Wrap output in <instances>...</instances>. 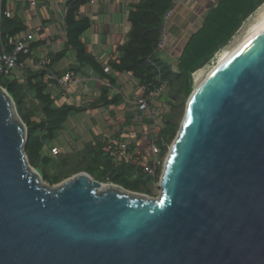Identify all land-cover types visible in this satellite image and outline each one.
<instances>
[{"label":"water","instance_id":"water-1","mask_svg":"<svg viewBox=\"0 0 264 264\" xmlns=\"http://www.w3.org/2000/svg\"><path fill=\"white\" fill-rule=\"evenodd\" d=\"M195 88L153 198L47 183L0 85V264H264V30Z\"/></svg>","mask_w":264,"mask_h":264},{"label":"trees","instance_id":"trees-1","mask_svg":"<svg viewBox=\"0 0 264 264\" xmlns=\"http://www.w3.org/2000/svg\"><path fill=\"white\" fill-rule=\"evenodd\" d=\"M88 1L66 0L67 42L65 49L51 58L54 61L71 49L81 65L90 66L113 83L115 80L98 62L97 57L87 51L83 41V35L92 23L89 17H81L80 8ZM173 1L138 0L133 4L128 16L130 29L126 40L118 47L120 55L108 62L116 72L130 74L146 91L159 88L164 82L168 84L166 95L151 101L152 107L157 110V102L169 104L162 115L159 112L161 121L156 145L162 162L178 134L188 99L194 90L193 74L210 64L215 55L228 45L244 21L264 3V0H218L190 34L174 64L164 59L158 50L165 15L173 6ZM7 2L4 0V10ZM25 30L27 26L17 15L3 16L0 34L5 42L10 36ZM8 50H12V47L9 46ZM27 57V54L20 53L21 60ZM74 69L72 67L70 71ZM25 76L24 82L18 77L0 78V85L15 101L18 114L27 127L25 151L29 162L46 182L54 185L85 171L103 183H113L133 192L155 196L163 165L158 167L155 174H151L137 162L115 163L106 151L107 140L88 143L82 150L75 152L54 155L51 142L64 128L71 113L83 108L74 104L57 106L42 71L29 69ZM109 87L101 86V94L95 104L102 102L115 105L121 101V94L110 96ZM149 123V132L153 136V125Z\"/></svg>","mask_w":264,"mask_h":264},{"label":"crops","instance_id":"crops-1","mask_svg":"<svg viewBox=\"0 0 264 264\" xmlns=\"http://www.w3.org/2000/svg\"><path fill=\"white\" fill-rule=\"evenodd\" d=\"M137 1L89 0L80 8L81 17H89L92 23L83 35L87 51L97 57L98 62L115 80L113 83L90 66L81 65L71 49H68L66 55L52 61V67L58 73H66L72 67L76 73L66 95H61L58 88L49 86L55 104H74L83 108L71 113L64 128L51 142L50 147H57L59 155L82 150L88 143L96 144L111 138L129 139L132 149L136 151L144 134L148 132L149 125L143 122L144 117L149 120L146 111L134 103L135 97L142 93V87L130 74L116 72L108 65L109 60L117 59L120 55L118 47L126 40L130 29L128 16ZM217 1L185 0L177 9V22H184L189 15L198 17L203 14L205 17ZM32 2H36L35 5ZM6 6L9 13L14 10L13 14H9L11 17L17 15L27 26V30L21 33L28 36L30 46L33 47L31 56L35 61L44 57L52 59L51 56L65 49L66 0H8ZM177 22L169 23L168 44L159 52L164 59L174 64L188 37L202 21L193 24L194 28L189 27V32L187 27H179ZM102 85L110 86L111 97L121 94V101L115 105L102 102L95 104V100L100 97Z\"/></svg>","mask_w":264,"mask_h":264},{"label":"built area","instance_id":"built-area-1","mask_svg":"<svg viewBox=\"0 0 264 264\" xmlns=\"http://www.w3.org/2000/svg\"><path fill=\"white\" fill-rule=\"evenodd\" d=\"M185 0H174L173 6L167 11L165 15V24L162 30L161 39L158 45V50H163L168 44V23L172 19L176 10L182 5ZM36 2H32L35 5ZM14 11V10H12ZM4 10V0H0V29L2 27V21L4 15H11L13 12ZM9 15V16H10ZM11 46L12 50H8ZM20 53L30 56L25 60L20 59ZM32 49L30 41L25 33H19L8 38V41H4L0 34V78L7 79L11 77H18L21 81H25L26 72L31 70L42 71L44 73V79L49 83V86L58 88L61 95H66L68 90L75 80L76 73L74 71H68L60 74L52 67V59L48 57L39 58L35 61L32 56ZM169 87L167 83H162L159 88L146 91L142 88V93L135 97L134 103L143 108L152 123L154 130L153 136H151L148 128L146 132V138H148V151L142 152L140 155L135 154V150L131 147V141L129 139H109L107 140L106 151L115 163H121L124 161L137 162L143 169L151 174H155L158 167L163 165L164 162L159 158V149L156 145L158 124L161 121V115L158 110L151 105V101L161 98L166 95ZM54 97V96H53ZM139 150V149H138ZM51 151L54 155H59L60 151L57 147H52Z\"/></svg>","mask_w":264,"mask_h":264},{"label":"rangeland","instance_id":"rangeland-1","mask_svg":"<svg viewBox=\"0 0 264 264\" xmlns=\"http://www.w3.org/2000/svg\"><path fill=\"white\" fill-rule=\"evenodd\" d=\"M263 6H264V3L261 6H259L258 9L254 13H252L244 21V23L242 24L240 29L237 31V33L233 36V38L228 43V45H226L222 50H220L215 55V58L213 59V61L210 64L205 65L203 68L199 69L198 71H196L193 74L194 88L202 81V79H204L205 76H207V74L219 63V61H221V59H223L227 54H229L237 45H239L243 41V39L247 36V34L249 33V31L252 28V26L256 23L255 21H257L258 13H259V11L262 10ZM177 11L178 10H176L175 14L173 15V17L169 21V23L170 22L171 23L172 22H174V23L177 22V17L175 16ZM203 16H204L203 14L202 15H198V17L189 15L188 17H185L186 20L184 22H182V23L177 22V23L179 24V27H187V30L189 32V31H191V28L189 29V27H193L194 28L195 23H197L199 21H202V19L204 18ZM169 23H168L167 27L169 26ZM198 72H201L200 76H196V74ZM156 106H157V108L159 110L158 112H160V114L162 115V113L165 110L168 109L169 104L168 103L166 104L164 102L163 103L157 102ZM148 121H150V120H148ZM148 121L146 120V117H144L143 122L145 124L151 125ZM159 127H160V122L158 124V129H159ZM158 129L155 128L156 131H158ZM153 130H154V127H153ZM148 146H149L148 145V138H146V133H145L144 137L141 139L139 150H136L135 154L136 155H140L142 152L148 151ZM160 194H161V188H160V185H159V187L156 190L155 196H151V197L157 198V197L160 196ZM148 196H150V195H148Z\"/></svg>","mask_w":264,"mask_h":264},{"label":"bare ground","instance_id":"bare-ground-1","mask_svg":"<svg viewBox=\"0 0 264 264\" xmlns=\"http://www.w3.org/2000/svg\"><path fill=\"white\" fill-rule=\"evenodd\" d=\"M256 23L252 26V28L250 29L249 33L247 34V36L243 39V41L237 45L229 54H227L223 59H221V61H219V63H222L229 55H231L236 49H238L239 47H241L244 43H246L249 39H251L252 37H254L255 35L259 34L261 31L264 30V6L262 8L261 11H259L258 13V17H257V21H255ZM218 63V64H219ZM216 67V66H215ZM214 67V68H215ZM214 68L207 74V76L214 70ZM201 72H198L196 74V76H200ZM204 77V79H202V81L196 86L195 91L200 87V85L204 82V80L206 79V77Z\"/></svg>","mask_w":264,"mask_h":264}]
</instances>
